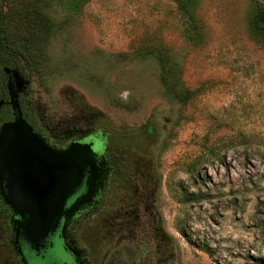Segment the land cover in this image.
I'll use <instances>...</instances> for the list:
<instances>
[{
	"label": "rangeland",
	"instance_id": "1",
	"mask_svg": "<svg viewBox=\"0 0 264 264\" xmlns=\"http://www.w3.org/2000/svg\"><path fill=\"white\" fill-rule=\"evenodd\" d=\"M258 3L0 0L39 126L58 136L101 122L160 127L145 189L128 171L109 208L80 225L92 264H264ZM4 216L0 264H19L3 246Z\"/></svg>",
	"mask_w": 264,
	"mask_h": 264
},
{
	"label": "flooded vegetation",
	"instance_id": "2",
	"mask_svg": "<svg viewBox=\"0 0 264 264\" xmlns=\"http://www.w3.org/2000/svg\"><path fill=\"white\" fill-rule=\"evenodd\" d=\"M18 71L27 82L18 95L23 117L39 137L40 145L50 153L53 159L50 165L64 172L58 176L56 185L51 187L60 195L56 198L59 214L54 217L47 239L40 249H35L27 237L28 217L16 214L4 200L10 190L8 170H11L10 166L9 169L5 167L0 179V192L3 194V197L0 195V210L5 215L3 225L7 234L3 246L17 257L19 264H92L91 252L82 246L78 238L80 225L109 208L112 203L110 194L117 189L116 179L123 174L130 172L138 178L136 187L140 191L145 189L149 173L145 170L144 159L148 157L149 141L159 136L160 127L155 124L116 127L113 123L101 122L94 129H78L65 136L55 135L36 122L28 99L30 81L24 72ZM8 81L6 75L7 97L1 102L0 109L10 107L13 121L15 115L10 93L14 94L15 90L10 89Z\"/></svg>",
	"mask_w": 264,
	"mask_h": 264
},
{
	"label": "water",
	"instance_id": "3",
	"mask_svg": "<svg viewBox=\"0 0 264 264\" xmlns=\"http://www.w3.org/2000/svg\"><path fill=\"white\" fill-rule=\"evenodd\" d=\"M4 73L10 89L15 90L10 93L15 118L0 127V179L5 167L11 168L10 190L4 200L16 214L28 217L27 237L33 248L40 249L60 211L56 204L60 195L51 187L64 171L50 165L53 163L50 153L40 145L39 137L23 117L18 95L27 82L18 70L4 68ZM0 195L3 197L2 192Z\"/></svg>",
	"mask_w": 264,
	"mask_h": 264
},
{
	"label": "trees",
	"instance_id": "4",
	"mask_svg": "<svg viewBox=\"0 0 264 264\" xmlns=\"http://www.w3.org/2000/svg\"><path fill=\"white\" fill-rule=\"evenodd\" d=\"M4 21L0 17V104L7 97L6 74L4 68L18 69L25 72L26 55L11 47L3 33ZM252 27L260 34L264 35V3H258L251 19ZM13 119L10 107L0 109V126Z\"/></svg>",
	"mask_w": 264,
	"mask_h": 264
}]
</instances>
